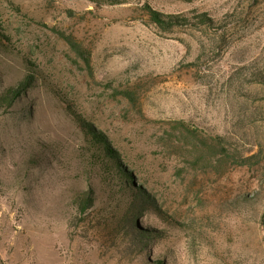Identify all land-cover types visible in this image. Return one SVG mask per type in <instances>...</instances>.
<instances>
[{
	"label": "rangeland",
	"instance_id": "obj_1",
	"mask_svg": "<svg viewBox=\"0 0 264 264\" xmlns=\"http://www.w3.org/2000/svg\"><path fill=\"white\" fill-rule=\"evenodd\" d=\"M126 1L0 0V95L37 76L0 110V264H264V0ZM146 5L215 26L164 31ZM69 107L154 199L134 224Z\"/></svg>",
	"mask_w": 264,
	"mask_h": 264
},
{
	"label": "trees",
	"instance_id": "obj_2",
	"mask_svg": "<svg viewBox=\"0 0 264 264\" xmlns=\"http://www.w3.org/2000/svg\"><path fill=\"white\" fill-rule=\"evenodd\" d=\"M92 4L97 7H105V6H118L126 4V0H88ZM145 10L150 18V21L156 25L158 28L164 31H170L177 27H201L205 26L208 28H213L215 26V21L208 14L202 13L197 14L196 17L190 18L186 14H165L160 11L153 9L151 6L146 5ZM4 40H8V36L5 35L4 31H2L0 27V43L4 42ZM71 42V41H70ZM74 48H78L76 44L70 43ZM4 46V45H3ZM37 80V76L34 72H30L24 81L19 83L17 87L8 88L5 92L0 95V110H10L17 101L23 96H25L27 90L35 84ZM261 80V78H260ZM70 111L73 115H75L80 123L83 131L91 138V144L93 145L96 153L94 154L95 164L102 167L104 172L102 176L104 178H109L117 175L121 179L132 182V186L136 189L134 193V198L131 201L129 207L127 204V217L125 220L130 225L134 224L135 221H138L140 218L144 217L143 208L149 210L150 208H156L154 203V199L151 198L146 191L133 182V177L128 173V170L124 168V161L122 158V154L119 150H117L109 138L100 130H98L92 123L86 121L81 115H76L75 111H72V107H69ZM216 148L208 149V152L212 155H216ZM222 154L226 163L234 162V164H239V166H248L259 164L260 161H254L256 159L255 156L250 158L237 159V156L232 155V153L223 148ZM99 153V154H97ZM108 175V176H107ZM96 192L90 187L87 191H83L80 196L77 197V201L80 205V210L83 213H86L88 210L95 208L96 202ZM246 199V197H245ZM128 210L130 213V217L128 218ZM264 224V217H263Z\"/></svg>",
	"mask_w": 264,
	"mask_h": 264
}]
</instances>
